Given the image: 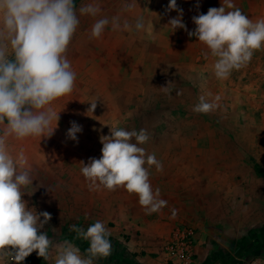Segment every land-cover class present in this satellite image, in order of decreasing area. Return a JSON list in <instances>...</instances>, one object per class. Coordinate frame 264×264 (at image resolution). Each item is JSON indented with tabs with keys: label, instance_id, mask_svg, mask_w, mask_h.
<instances>
[{
	"label": "rangeland",
	"instance_id": "1",
	"mask_svg": "<svg viewBox=\"0 0 264 264\" xmlns=\"http://www.w3.org/2000/svg\"><path fill=\"white\" fill-rule=\"evenodd\" d=\"M74 2L80 24L67 51L74 90L53 102L59 119L50 137L10 141L31 165L33 183L22 189V199L37 213L51 214L41 232L53 245L68 239L84 253L90 244L76 238L71 225L87 230L104 221L112 252L95 264H234L237 256L264 257V49L219 80L209 50L188 32L196 28L194 16L221 7L222 0H176L187 31L168 26L179 15L168 9L169 0ZM90 2L101 13L80 15ZM126 3L133 7L125 10ZM232 3L253 21L264 17V0ZM115 15L132 24L142 17L145 28L113 31L109 24L99 39L90 38L95 20ZM208 93L209 100L220 97L215 109L193 112ZM71 122L82 129L76 140L68 136ZM113 123L148 132L142 147L163 166L161 172L150 168L153 190L167 201L159 212L146 214L138 196L122 188L90 190L83 177L80 163L101 157L100 137L110 135ZM171 245L178 254L169 253ZM22 264L54 259L33 252Z\"/></svg>",
	"mask_w": 264,
	"mask_h": 264
},
{
	"label": "clouds",
	"instance_id": "2",
	"mask_svg": "<svg viewBox=\"0 0 264 264\" xmlns=\"http://www.w3.org/2000/svg\"><path fill=\"white\" fill-rule=\"evenodd\" d=\"M132 7V3H126L125 10ZM168 9L179 13L168 26L173 31H187L176 0H169ZM101 11L95 2L79 8L80 15L91 17ZM192 19L196 28L188 35L207 47L214 58L210 69L219 80H226L233 71L246 67L255 52L264 49V17L253 21L232 0H222L221 7H211L206 14ZM79 24L74 0H0V264H22L33 252L45 261L54 259V264H95L112 252L111 232L100 220L87 230L75 224L69 229L76 233V238L89 242L84 253L68 239L53 245L47 233L41 232L51 214L37 213L22 199L26 193L22 189L33 183L29 159L23 151L15 152L10 144L28 137L41 140L54 133L59 112L52 104L71 94L75 87L76 73L67 51ZM109 24L113 31L145 28L142 17L132 24L127 19L121 23L119 15L110 19L105 16L95 20L90 38L99 39ZM210 96L211 93L200 95L192 111L206 114L214 110L220 97L209 100ZM95 107L96 102L91 101L89 110L93 112ZM71 123L68 136L76 140L82 129L76 122ZM108 126L110 135L100 137L101 157L80 163L90 190L122 188L138 196L146 214L159 212L167 201L160 198L159 188L153 190L150 168L155 166L161 172L163 166L155 154L142 147L150 139L148 132L143 128L128 130L116 123Z\"/></svg>",
	"mask_w": 264,
	"mask_h": 264
},
{
	"label": "built area",
	"instance_id": "3",
	"mask_svg": "<svg viewBox=\"0 0 264 264\" xmlns=\"http://www.w3.org/2000/svg\"><path fill=\"white\" fill-rule=\"evenodd\" d=\"M169 253L172 255L178 254L177 245H171L169 247ZM254 261H258L259 264H264V257L254 255V256H250V257L238 256V257L233 258L234 264H253Z\"/></svg>",
	"mask_w": 264,
	"mask_h": 264
},
{
	"label": "water",
	"instance_id": "4",
	"mask_svg": "<svg viewBox=\"0 0 264 264\" xmlns=\"http://www.w3.org/2000/svg\"><path fill=\"white\" fill-rule=\"evenodd\" d=\"M216 264H222V263L219 262V263H216Z\"/></svg>",
	"mask_w": 264,
	"mask_h": 264
},
{
	"label": "crops",
	"instance_id": "5",
	"mask_svg": "<svg viewBox=\"0 0 264 264\" xmlns=\"http://www.w3.org/2000/svg\"><path fill=\"white\" fill-rule=\"evenodd\" d=\"M238 257V256H237ZM233 258H235V257H233Z\"/></svg>",
	"mask_w": 264,
	"mask_h": 264
}]
</instances>
